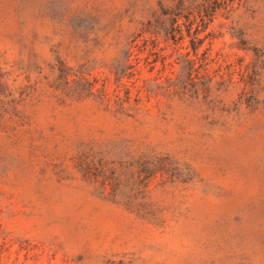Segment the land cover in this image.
I'll list each match as a JSON object with an SVG mask.
<instances>
[{
	"label": "rangeland",
	"instance_id": "obj_1",
	"mask_svg": "<svg viewBox=\"0 0 264 264\" xmlns=\"http://www.w3.org/2000/svg\"><path fill=\"white\" fill-rule=\"evenodd\" d=\"M0 264H264V0H0Z\"/></svg>",
	"mask_w": 264,
	"mask_h": 264
},
{
	"label": "trees",
	"instance_id": "obj_2",
	"mask_svg": "<svg viewBox=\"0 0 264 264\" xmlns=\"http://www.w3.org/2000/svg\"><path fill=\"white\" fill-rule=\"evenodd\" d=\"M182 16L185 20L180 23L179 20ZM206 16H208V13L206 12L203 14L199 13V19L198 21H196L195 17L190 18L188 14L181 15V13L179 12H174L171 15L170 27L165 29L167 39H170L174 44H176L184 38L181 26L183 25L185 27V35L189 37V46L193 55V58L190 57V51H186L185 54L182 55L185 58L184 62L186 64L189 75H191L193 72H196L198 68L206 70V66L208 64L205 52H198L200 40L202 39L198 36V34L202 31V29H200V26L204 24V18ZM193 24H195V27H192ZM195 63L198 64L197 67H195ZM167 64L171 65L170 63ZM163 65L165 66L166 64L163 63Z\"/></svg>",
	"mask_w": 264,
	"mask_h": 264
}]
</instances>
